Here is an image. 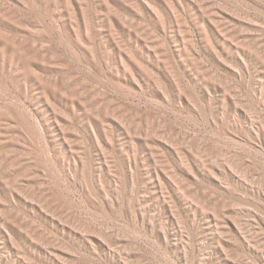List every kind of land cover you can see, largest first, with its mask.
<instances>
[{"label": "rangeland", "instance_id": "rangeland-1", "mask_svg": "<svg viewBox=\"0 0 264 264\" xmlns=\"http://www.w3.org/2000/svg\"><path fill=\"white\" fill-rule=\"evenodd\" d=\"M0 264H264V0H0Z\"/></svg>", "mask_w": 264, "mask_h": 264}]
</instances>
